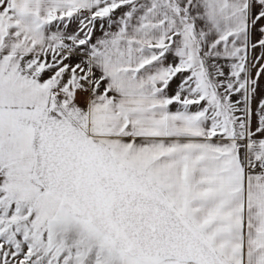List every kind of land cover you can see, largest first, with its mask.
<instances>
[{"label":"snow or ice","instance_id":"1","mask_svg":"<svg viewBox=\"0 0 264 264\" xmlns=\"http://www.w3.org/2000/svg\"><path fill=\"white\" fill-rule=\"evenodd\" d=\"M0 264H264V0H0Z\"/></svg>","mask_w":264,"mask_h":264}]
</instances>
